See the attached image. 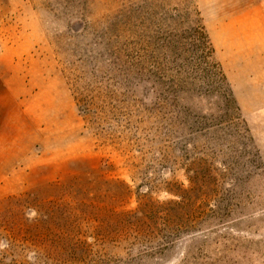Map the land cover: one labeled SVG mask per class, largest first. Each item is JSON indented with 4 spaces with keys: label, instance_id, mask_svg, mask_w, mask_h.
<instances>
[{
    "label": "rangeland",
    "instance_id": "rangeland-1",
    "mask_svg": "<svg viewBox=\"0 0 264 264\" xmlns=\"http://www.w3.org/2000/svg\"><path fill=\"white\" fill-rule=\"evenodd\" d=\"M131 1L0 0V104L12 105L0 107V264H264L249 0H194L233 120L197 99H178L186 116L169 119L141 62L139 85L120 82L105 35ZM70 101L78 121L58 116Z\"/></svg>",
    "mask_w": 264,
    "mask_h": 264
},
{
    "label": "trees",
    "instance_id": "trees-1",
    "mask_svg": "<svg viewBox=\"0 0 264 264\" xmlns=\"http://www.w3.org/2000/svg\"><path fill=\"white\" fill-rule=\"evenodd\" d=\"M121 18L130 28L122 41ZM105 36L114 60L110 68L120 82L129 88L139 85L134 66L141 62L151 76L152 88L158 90V100L173 106L169 119L186 116L174 109L178 99H197L207 110L215 106L234 119L238 107L194 0H153V4L132 0L123 14H116Z\"/></svg>",
    "mask_w": 264,
    "mask_h": 264
},
{
    "label": "crops",
    "instance_id": "crops-1",
    "mask_svg": "<svg viewBox=\"0 0 264 264\" xmlns=\"http://www.w3.org/2000/svg\"><path fill=\"white\" fill-rule=\"evenodd\" d=\"M242 13L240 14L241 18H248V42H249V49L252 52H255V59H256V75L255 78L257 80H263L264 79V70L262 68V61L264 62V0H249L248 8L241 10ZM243 32H246V29L243 30V27L241 28ZM252 56L250 55V59ZM261 68H260V67ZM250 67H252V63L250 60ZM261 76V78H259ZM0 107H2L6 113L11 112L12 105L9 103V101L4 100L3 104H0ZM24 112H28V110H24ZM40 114H44L43 111L40 112ZM46 116V115H45ZM58 116L65 117L69 116L73 120L76 119L78 121V117L75 113V107L72 101L69 102V108L67 111H61L58 113ZM5 122V121H4ZM2 123V120H0V125ZM45 128L39 126H34V130H41L43 131Z\"/></svg>",
    "mask_w": 264,
    "mask_h": 264
}]
</instances>
